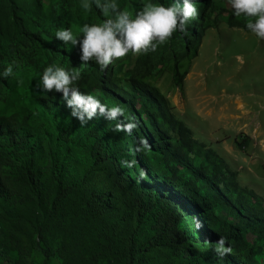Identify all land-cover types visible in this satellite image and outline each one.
<instances>
[{
    "label": "rangeland",
    "instance_id": "1",
    "mask_svg": "<svg viewBox=\"0 0 264 264\" xmlns=\"http://www.w3.org/2000/svg\"><path fill=\"white\" fill-rule=\"evenodd\" d=\"M18 1L23 10L33 11L35 0ZM39 2L40 11L30 13V20L25 22L26 36L32 35L35 41H23L11 56L5 55L7 60L0 57V71L14 62L13 75L0 78V117L8 120L5 130H0V140L8 137L19 140L22 132L17 129L16 121L22 110L39 111L45 96L60 94L35 88L39 75L31 60H42L50 53L49 44L43 35H38L42 30V21H39L46 18L50 24L54 22L57 27L60 24L75 32L84 23L98 24L108 18L93 0H88V9L81 7V0ZM150 2L167 6L172 0H116L118 9L129 11L133 17ZM193 2L197 17L186 21L183 32L173 31L154 51H129L103 69L94 59L83 63L78 57L71 69L84 73V79H77L71 87L84 96L95 97L106 108L120 106L123 114L117 117L129 113L139 115H134L138 127L153 133H167L172 143L178 138V130L173 127L171 115L183 122L196 143L179 141L174 155L177 163H167L166 158L151 152L146 154L142 146L138 147L143 164L153 173L148 184L162 191L166 188L161 183L164 179H179L198 195L205 194L211 184L218 194H206L213 202L212 221L218 226L222 222H239L233 208L245 216L264 214V39L245 27L243 15L232 14L228 0ZM4 11H0V18L11 21L12 13ZM73 47L80 55L78 45L59 41L55 45V65L67 69L66 59ZM79 114L102 125L105 119L99 111L88 118L83 107L79 108ZM126 123L131 122L126 118ZM46 128L49 133H56L54 125ZM109 145L110 154L116 155ZM10 156L3 148L0 179L4 193L0 194H4L5 200L0 198V264H40L43 256L34 242V231L24 210L15 206L17 210L6 202L17 187L13 179L16 159ZM75 159L71 178L81 180L87 170V180L95 196L119 208L106 182L105 170L93 165L87 155H77ZM198 208L203 214L204 208L199 204ZM146 227L142 233L149 235ZM244 243L257 251L255 257L264 264V240L258 237L255 228L245 233ZM51 264H60V259L53 255Z\"/></svg>",
    "mask_w": 264,
    "mask_h": 264
},
{
    "label": "trees",
    "instance_id": "2",
    "mask_svg": "<svg viewBox=\"0 0 264 264\" xmlns=\"http://www.w3.org/2000/svg\"><path fill=\"white\" fill-rule=\"evenodd\" d=\"M173 2L182 4L183 0ZM40 8L39 0H35L31 12L23 10L18 0H0V11L12 13L11 21L0 18L2 59L7 60L5 55L11 56L23 41H35L32 35L26 36L25 22L30 20V13ZM41 21L38 35H43L50 53L42 60H31L39 76L45 66L55 65V45L59 40L54 33L63 28L48 23L46 18ZM78 57V49L70 48L67 69L75 65ZM78 79H84V73L80 72ZM134 115L105 118L102 125L82 118L79 109L74 115L61 94L45 96L39 111L22 110L16 121L17 129L22 132L19 140L11 137L0 140V153L6 148L10 157L16 159L13 179L17 187L6 202L24 210L34 231V242L43 256L40 264H51L53 255L60 259V264H261L255 257L257 251L244 246V237L248 229L255 228L258 237L264 240V214L245 216L233 208L239 222H222L216 226L212 221L213 202L208 194L218 193L211 184L208 194L203 195L196 194L179 179H164L161 183L166 188L162 191L150 186L148 180L153 179V173L143 164L139 146L146 154L151 152L166 158L167 163H177L174 155L179 141L196 142L191 130L173 115L171 121L178 130L173 143L167 133L138 127ZM126 118L135 125L130 132L123 130ZM117 124L121 125L120 130ZM7 125L8 120L0 117V130L4 131ZM51 125L56 127L55 134L46 128ZM108 144L116 155L110 154ZM81 154L105 170L106 182L119 208L95 196L87 180V170L81 180L71 178L75 157ZM122 161L133 163L129 167ZM1 188L0 179V193H4ZM0 198L4 202V194ZM196 201L204 208L203 214ZM145 227L149 235L142 233ZM220 236L232 249L223 257H217L212 250V243Z\"/></svg>",
    "mask_w": 264,
    "mask_h": 264
},
{
    "label": "clouds",
    "instance_id": "3",
    "mask_svg": "<svg viewBox=\"0 0 264 264\" xmlns=\"http://www.w3.org/2000/svg\"><path fill=\"white\" fill-rule=\"evenodd\" d=\"M96 8L102 15L108 17L102 23H84L75 32L71 28H60L55 31L54 37L65 45L79 46V59L87 63L90 59L103 69L114 58L123 57L129 51L133 53L154 51L158 44L164 43L173 31L185 30V23L190 18L198 15V10L193 0H183L182 4L173 2L165 6L162 3H146L133 17L124 9H118L116 0H93ZM232 14L246 19L245 27L256 37L264 39V0H228ZM81 7H90L88 0H81ZM82 35H77L76 33ZM14 62L7 64L0 71V78L13 75ZM79 70L65 69L54 64L45 66L39 76L35 88L43 92H58L65 98L66 106L76 110L83 107L91 118L97 111L106 119H115L123 114L120 106L106 108L93 96H84L75 87H71L79 78ZM79 119L80 117L77 116ZM135 127L133 123L123 126L124 131L130 132ZM120 130L121 125H116ZM147 146L146 142H140ZM139 151V148L137 149ZM131 167V161H122ZM200 227L199 222L196 228ZM213 252L217 257L232 251L220 236L214 246Z\"/></svg>",
    "mask_w": 264,
    "mask_h": 264
}]
</instances>
